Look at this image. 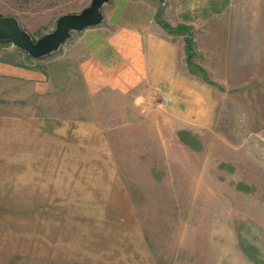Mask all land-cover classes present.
<instances>
[{
	"label": "rangeland",
	"instance_id": "rangeland-1",
	"mask_svg": "<svg viewBox=\"0 0 264 264\" xmlns=\"http://www.w3.org/2000/svg\"><path fill=\"white\" fill-rule=\"evenodd\" d=\"M90 2L0 0V15L16 18L35 40ZM202 16L190 27L186 68L213 97L211 123L166 89L149 92L141 106L116 103L103 144L69 138L65 155H52L113 164L110 201L80 209L87 241L80 246L94 261L0 254V264H264V0L214 1ZM75 207L68 204L69 216Z\"/></svg>",
	"mask_w": 264,
	"mask_h": 264
},
{
	"label": "crops",
	"instance_id": "crops-1",
	"mask_svg": "<svg viewBox=\"0 0 264 264\" xmlns=\"http://www.w3.org/2000/svg\"><path fill=\"white\" fill-rule=\"evenodd\" d=\"M214 1L165 0L161 17L190 32L197 14ZM158 5L111 0L101 23L72 33L43 58L0 44V254L94 261L80 246L86 241L78 231L85 217L80 209L110 201L113 173L106 171L113 164L53 161L52 155H65L69 138L103 144L105 116L116 103L141 106L149 92L158 97L166 89L211 123L216 106L186 68V34L156 22ZM86 172L95 175L94 183ZM69 203L76 206L70 216ZM101 218L109 217L102 212ZM141 249L146 254L143 244Z\"/></svg>",
	"mask_w": 264,
	"mask_h": 264
},
{
	"label": "water",
	"instance_id": "water-1",
	"mask_svg": "<svg viewBox=\"0 0 264 264\" xmlns=\"http://www.w3.org/2000/svg\"><path fill=\"white\" fill-rule=\"evenodd\" d=\"M110 1L91 0L90 4L81 11L59 16L55 28L35 40L18 25L14 17L0 15V39L9 40L31 57L39 58L48 55L66 42L71 31H79L101 23L102 8Z\"/></svg>",
	"mask_w": 264,
	"mask_h": 264
},
{
	"label": "trees",
	"instance_id": "trees-1",
	"mask_svg": "<svg viewBox=\"0 0 264 264\" xmlns=\"http://www.w3.org/2000/svg\"><path fill=\"white\" fill-rule=\"evenodd\" d=\"M109 3V2H108ZM164 6H165V0H159V5H158V8H157V11L155 13V20L156 22L161 25L164 29L168 30V31H171V32H177V33H183V34H186L185 36V43H186V46H187V56H186V62L187 64L189 65H192V62H191V59L193 58L194 56V46H195V43L194 41L189 37L190 36V32H189V28L186 26V25H183V24H178L174 27L170 26L162 17H161V13L164 9ZM16 19V18H15ZM17 20V19H16ZM102 22V21H101ZM17 23L18 25L24 29L22 27V25L18 22L17 20ZM73 32H76V31H71V33ZM32 38V37H31ZM33 39V38H32ZM0 41H4V42H10L9 40H6V39H0ZM60 49V47L58 48V50ZM58 50L48 54V55H44V56H41L39 58H43V57H47L55 52H57ZM27 54V53H26ZM28 55V54H27ZM30 56V55H28Z\"/></svg>",
	"mask_w": 264,
	"mask_h": 264
},
{
	"label": "bare ground",
	"instance_id": "bare-ground-1",
	"mask_svg": "<svg viewBox=\"0 0 264 264\" xmlns=\"http://www.w3.org/2000/svg\"><path fill=\"white\" fill-rule=\"evenodd\" d=\"M26 53V52H25Z\"/></svg>",
	"mask_w": 264,
	"mask_h": 264
}]
</instances>
